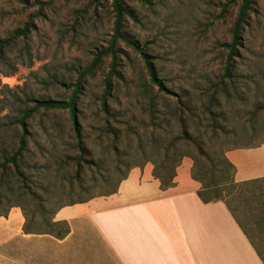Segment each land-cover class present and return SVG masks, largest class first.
<instances>
[{
  "label": "rangeland",
  "instance_id": "374dc122",
  "mask_svg": "<svg viewBox=\"0 0 264 264\" xmlns=\"http://www.w3.org/2000/svg\"><path fill=\"white\" fill-rule=\"evenodd\" d=\"M28 1L30 6L23 7L19 0H0V39L23 28L28 18L39 9L31 4L47 0ZM148 1V4L127 3L132 12V17L127 19V30L151 57L159 79L172 93L171 97L176 96L177 99L187 92L192 108L201 115L202 106L208 103V96L224 73L228 56L225 46L231 40L230 30L236 19L237 5H230L223 13V7L230 0ZM44 13V18L35 19L36 30L32 31L29 39L20 42L11 52V58L21 59L24 65L19 67L16 75L2 78V84L9 90L7 95L0 94V100L4 97L13 102L15 95L24 98V93L35 98L66 100L71 91L58 82L74 83L79 72L91 63L93 52L107 46L110 41L114 26L112 0H58L52 10H45ZM121 48L124 55L120 59V72L125 79L119 84L118 101L111 102L110 106L133 117L136 120L134 124L140 129L152 120L151 108L142 96L149 76L142 57L125 45ZM109 65L110 60L107 59L88 79L80 104L83 110L80 125L88 152L91 158L106 160L101 170L88 172L87 181L94 178L96 182L87 183V193L83 196H100L112 191L126 172V165L117 169L114 154L109 149L111 140L102 137L103 123L95 117L104 80L110 72ZM234 66L228 93L220 96L225 118L222 123L236 131L237 135L230 138L227 146H258L264 143V0H256L255 12L242 34V47ZM173 104L175 99L160 101L155 118H166L168 106ZM258 106L263 109L253 119L252 113ZM5 116L7 120L15 118L16 107L13 104L0 112V122ZM64 118L67 115L61 120ZM62 122L68 133L59 140L57 133L51 131L49 135L44 134L49 124L45 121L46 126L42 125L40 115L31 121L32 130L37 133L30 143L31 164L38 160L49 163L50 158L60 152L76 153L71 123ZM40 146L46 147L45 159L41 157ZM74 171L73 167L61 170L57 184L68 186ZM31 172L34 177L37 176L36 169L32 168ZM253 191L261 196L251 201L254 204L249 208L243 204L247 202L245 197H235L230 202H235L232 207L236 217L264 257V184L254 186ZM72 199L66 194L51 202H70ZM62 249L59 242L49 237L30 239L21 236L10 246L0 248V264L85 263L84 260L62 263Z\"/></svg>",
  "mask_w": 264,
  "mask_h": 264
},
{
  "label": "trees",
  "instance_id": "16d2710c",
  "mask_svg": "<svg viewBox=\"0 0 264 264\" xmlns=\"http://www.w3.org/2000/svg\"><path fill=\"white\" fill-rule=\"evenodd\" d=\"M19 1L23 7L30 6L28 0ZM56 1L58 0L36 1L31 4L38 6L39 9L28 18L23 28L17 29L5 39H0L2 96L7 95L9 90L8 86L2 84V78L16 75L19 67L24 65L21 59H12L11 52L20 42L29 39L32 31L36 30L35 19L44 18V11L52 10ZM129 1L149 3L148 0H112L114 26L107 46L93 52L91 63L79 72L74 83L68 85L57 81L59 85L71 91L66 100L35 98L25 93L24 98L15 95L13 102L7 101L4 97L0 100L3 104L0 112L9 104L16 107L15 118L7 120L5 116L2 120L6 119L0 122V218H7L14 208L21 209L25 219L23 226L25 235H49L58 240L66 238L70 233V227L66 222L54 221L58 211L67 206L87 203L97 197L83 196L87 193V183L96 182L94 178L87 181V174L101 170L106 160L91 158L88 152L80 125L83 117L80 104L88 79L95 75L107 59L110 60V72L104 80V89L98 99L99 110L95 117L103 123L102 137L111 140L109 149L114 154L117 169L126 165V172L112 191L100 196L117 193L120 183L127 178L132 168H143L148 163L154 166V176L160 181L162 190L173 188L177 169L186 157L191 158L194 163L192 178L202 185L198 195L203 203L224 202L236 216L232 207L235 202L230 201L235 197H245L247 202L243 204L249 208L254 204L251 201L261 196L256 194L253 188L264 184V179L236 182V167L226 156L228 151L237 149L227 146L230 138L236 135V131L222 123L225 118L220 103L221 94L228 93V86L232 82L235 60L239 57V48L242 47V34L255 12L256 0H230L222 9V12L226 13L227 8L235 4L237 14L230 30V43L225 46L228 56L224 73L208 96V103L202 106L201 115L192 108L187 92L177 99L176 96L171 97L172 93L159 79L151 57L128 32L127 19L132 17V12L127 6ZM122 45L131 48L142 57L149 76V82L143 86L142 96L151 108L152 120L148 126L140 129L134 124L136 120L133 117L110 106L111 102L118 101L119 84L125 79L120 72V59L124 55ZM168 99H175V104L172 107L168 106L166 118L158 120L155 118L156 106L160 101L166 102ZM262 109L260 106L255 108L252 113L253 119H256ZM38 115L41 116L42 125H45V121L49 124L45 125L49 128L44 130V134L49 135L52 131L59 134V140L68 133L62 121H69L76 153L60 152L51 157L49 163H41L38 160L31 164L30 143L37 135L32 130L31 121ZM64 115H67V118L61 120ZM35 142L40 143L37 140ZM40 151L42 159H45L46 147L40 146ZM68 167L75 169L69 185L57 184L61 170ZM32 168L37 170L36 177L31 172ZM66 194L73 198L70 202L54 204L51 202Z\"/></svg>",
  "mask_w": 264,
  "mask_h": 264
},
{
  "label": "crops",
  "instance_id": "0c3cea01",
  "mask_svg": "<svg viewBox=\"0 0 264 264\" xmlns=\"http://www.w3.org/2000/svg\"><path fill=\"white\" fill-rule=\"evenodd\" d=\"M238 183L264 179V143L226 154ZM193 161L184 158L175 186L162 190L151 163L132 168L117 193L62 208L55 222L69 224L58 240L25 235L22 210L0 218V248L23 237L52 238L62 245V263L83 264H264L240 220L221 201L205 204L202 185L192 178ZM88 256V257H87ZM66 257V258H64Z\"/></svg>",
  "mask_w": 264,
  "mask_h": 264
}]
</instances>
